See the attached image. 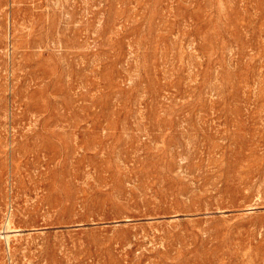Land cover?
Segmentation results:
<instances>
[{
	"label": "rangeland",
	"instance_id": "1",
	"mask_svg": "<svg viewBox=\"0 0 264 264\" xmlns=\"http://www.w3.org/2000/svg\"><path fill=\"white\" fill-rule=\"evenodd\" d=\"M0 264H264V0H0Z\"/></svg>",
	"mask_w": 264,
	"mask_h": 264
},
{
	"label": "bare ground",
	"instance_id": "2",
	"mask_svg": "<svg viewBox=\"0 0 264 264\" xmlns=\"http://www.w3.org/2000/svg\"><path fill=\"white\" fill-rule=\"evenodd\" d=\"M14 230V229H13ZM8 231H9V229H8ZM10 232H12V230H10ZM14 232V231H13ZM15 233V232H14Z\"/></svg>",
	"mask_w": 264,
	"mask_h": 264
}]
</instances>
